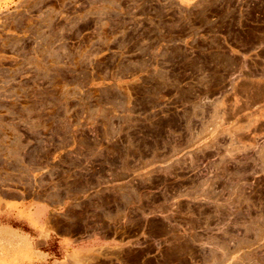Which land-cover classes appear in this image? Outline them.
<instances>
[{
	"label": "rangeland",
	"instance_id": "obj_1",
	"mask_svg": "<svg viewBox=\"0 0 264 264\" xmlns=\"http://www.w3.org/2000/svg\"><path fill=\"white\" fill-rule=\"evenodd\" d=\"M61 260L264 264V0H0V264Z\"/></svg>",
	"mask_w": 264,
	"mask_h": 264
},
{
	"label": "bare ground",
	"instance_id": "obj_2",
	"mask_svg": "<svg viewBox=\"0 0 264 264\" xmlns=\"http://www.w3.org/2000/svg\"><path fill=\"white\" fill-rule=\"evenodd\" d=\"M42 212H43V210H42V208H39V207H37L34 211H32V214H31V217H32V219H34V220H39L40 219V216H41V214H42ZM30 214V213H29ZM41 220V219H40ZM39 222V221H38ZM71 255V254H70ZM70 255L68 256V259H71L72 260V258H69L70 257ZM73 255L74 254H72V257H73ZM75 256V255H74ZM74 259V258H73ZM70 260V261H71ZM73 261V260H72ZM67 262V261H66ZM70 263V262H69ZM59 264V263H58ZM61 264V263H60ZM65 264V263H64Z\"/></svg>",
	"mask_w": 264,
	"mask_h": 264
},
{
	"label": "crops",
	"instance_id": "obj_3",
	"mask_svg": "<svg viewBox=\"0 0 264 264\" xmlns=\"http://www.w3.org/2000/svg\"><path fill=\"white\" fill-rule=\"evenodd\" d=\"M29 219H30V220H33V219L30 218V217H29ZM27 221H28V220H27ZM33 221H34V222H38V221H35V220H33ZM28 222H29V221H28ZM29 224H30L32 227H34L33 224H31L30 222H29ZM63 262H64V260H61V261H58L56 264H58V263H59V264H60V263L62 264Z\"/></svg>",
	"mask_w": 264,
	"mask_h": 264
}]
</instances>
